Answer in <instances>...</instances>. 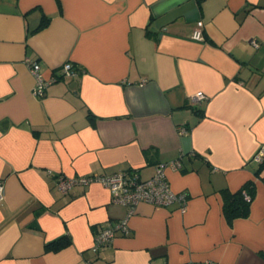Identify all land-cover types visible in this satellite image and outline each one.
<instances>
[{"label": "crops", "instance_id": "obj_1", "mask_svg": "<svg viewBox=\"0 0 264 264\" xmlns=\"http://www.w3.org/2000/svg\"><path fill=\"white\" fill-rule=\"evenodd\" d=\"M29 62L52 81L42 96ZM260 146L264 0H0V264H264ZM159 164L183 212L139 203L127 216L99 182L56 185L148 179ZM251 182L249 216L228 223L220 191ZM126 216L127 234L94 251Z\"/></svg>", "mask_w": 264, "mask_h": 264}, {"label": "built area", "instance_id": "obj_2", "mask_svg": "<svg viewBox=\"0 0 264 264\" xmlns=\"http://www.w3.org/2000/svg\"><path fill=\"white\" fill-rule=\"evenodd\" d=\"M203 24L198 21L193 33V39L201 41V29ZM254 47L257 44L253 43ZM29 70L34 79L33 94L42 96L45 89L52 83L51 80H45L41 75V67L37 62H29ZM64 72H71V65L63 66ZM206 96L202 92H197L190 97L193 103L205 100ZM178 133H186L185 128H178ZM252 162L262 163L264 161V146H260L253 155ZM173 169L181 167L180 159L168 164ZM167 164H159L155 168V173L148 179H141L139 172L136 170L120 171L105 176H80L64 177L57 176L56 185L62 194L67 193L76 185H86L91 182H99L106 187L111 195V201L114 204L128 208L127 216L133 213L135 206L139 203H147L156 207H170L177 205L182 212L185 210L187 196L185 192H173L165 176V167ZM4 199V185L0 181V202ZM246 199H249L246 197ZM127 216L116 223H107L95 236L94 251L108 245L115 237L116 233L127 234Z\"/></svg>", "mask_w": 264, "mask_h": 264}, {"label": "trees", "instance_id": "obj_3", "mask_svg": "<svg viewBox=\"0 0 264 264\" xmlns=\"http://www.w3.org/2000/svg\"><path fill=\"white\" fill-rule=\"evenodd\" d=\"M48 21L47 18L43 17L36 30L44 27ZM220 193L222 196V214L228 223L249 216L250 204L254 197V184L252 182L243 185L237 191L232 192L228 189H222ZM246 197L249 199H246ZM67 243L68 241L56 243L55 248L59 249ZM261 256L264 257V254H261Z\"/></svg>", "mask_w": 264, "mask_h": 264}]
</instances>
